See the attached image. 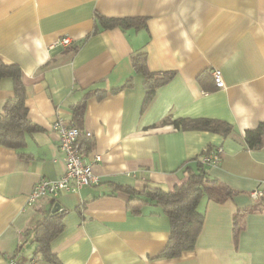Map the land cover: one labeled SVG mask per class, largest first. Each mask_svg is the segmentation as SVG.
Masks as SVG:
<instances>
[{"label": "crops", "instance_id": "1", "mask_svg": "<svg viewBox=\"0 0 264 264\" xmlns=\"http://www.w3.org/2000/svg\"><path fill=\"white\" fill-rule=\"evenodd\" d=\"M95 14L144 25L95 31ZM62 38L70 45H60ZM139 53L149 72H174L146 106L144 79L131 64ZM0 61L20 68L27 117L38 128L21 150L0 145V264H44L33 259L32 230L56 203L63 231L51 250L60 264H264V195L250 196L264 194V138L258 149L245 143V132L264 124V0H0ZM215 70L222 89H210ZM13 96L12 80L3 79L0 114ZM83 101L80 128L90 134L84 158L99 185L27 207L37 182L63 176L51 125L58 118L73 124ZM177 119L219 121L231 130L162 124ZM207 148L221 150L207 173L235 195L223 203L203 198L194 250L157 258L169 220L153 205L132 215L115 186L170 191ZM255 205L235 237L234 215Z\"/></svg>", "mask_w": 264, "mask_h": 264}, {"label": "trees", "instance_id": "2", "mask_svg": "<svg viewBox=\"0 0 264 264\" xmlns=\"http://www.w3.org/2000/svg\"><path fill=\"white\" fill-rule=\"evenodd\" d=\"M139 19H108L95 14V31L110 30L114 28L139 29L143 27ZM132 69L144 79L146 95L143 106L153 98L155 91L166 84L174 76V72L155 74L149 72L146 66V55L135 54L131 58ZM205 76L199 78L202 83ZM208 79V76H206ZM211 78V75H210ZM3 79L13 82L14 96L4 103L0 114V145L12 149L21 150L25 146V136L38 131L37 126L32 124L27 117L25 106V93L21 80V70L17 65H6L0 61V83ZM212 85L210 89H215ZM130 83L129 81L127 84ZM98 97L104 92H95ZM84 101L73 109V125L81 130L83 120ZM169 123L175 129L189 131H209L227 135L231 128L219 121L199 119L164 120L162 124ZM264 124H260L255 130L245 132V143L248 148L258 149L263 144ZM80 141L81 154L84 156L85 140ZM216 149L207 148L195 160V169L187 167V179L170 191H165L157 186L147 184L140 189H132L124 186H115V190L127 195L126 208L132 215H140L145 206L153 205L161 210L164 217L169 220L170 234L168 240L157 258L178 259L183 254L192 252L195 248L197 237L203 226V215L198 210L203 198L215 203H223L232 199L235 192L229 189L219 180L212 178L206 171L208 164L202 159ZM257 206L240 209L233 217V233L236 237L241 228V219L244 213H250ZM63 231V215L58 212L48 214L44 219L37 222L32 230L34 245L33 259L44 264H60L57 256L51 250L52 241ZM22 264V263H21Z\"/></svg>", "mask_w": 264, "mask_h": 264}, {"label": "built area", "instance_id": "3", "mask_svg": "<svg viewBox=\"0 0 264 264\" xmlns=\"http://www.w3.org/2000/svg\"><path fill=\"white\" fill-rule=\"evenodd\" d=\"M62 46H69L68 38H62L59 41ZM211 78L217 89L224 88V82L221 73L218 70L211 72ZM51 132L57 137L58 151L64 162L65 171L63 176L57 180L43 179L37 182L29 193L26 206L33 207L36 201L42 197L55 198L60 193H78L84 187L97 186L100 179L92 172L91 163H88L81 154L80 141L82 138H90V134L79 130L73 124L63 119H56L51 125ZM220 149L205 156L202 161L208 166L217 165L220 161ZM99 156L94 161L98 162ZM263 192L254 191L251 198L254 200L261 199ZM10 264H15L11 262Z\"/></svg>", "mask_w": 264, "mask_h": 264}, {"label": "water", "instance_id": "4", "mask_svg": "<svg viewBox=\"0 0 264 264\" xmlns=\"http://www.w3.org/2000/svg\"><path fill=\"white\" fill-rule=\"evenodd\" d=\"M58 212H60V206H59V204H54V206H53V208H52V210H51V214H55V213H58Z\"/></svg>", "mask_w": 264, "mask_h": 264}]
</instances>
